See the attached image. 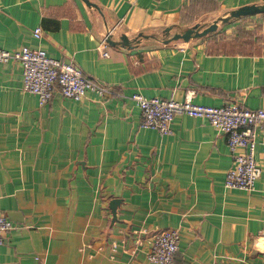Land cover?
<instances>
[{"label":"crops","instance_id":"0c3cea01","mask_svg":"<svg viewBox=\"0 0 264 264\" xmlns=\"http://www.w3.org/2000/svg\"><path fill=\"white\" fill-rule=\"evenodd\" d=\"M90 2L95 5L0 0L1 48H42L115 91L89 90L76 100L56 87L41 104L23 90L19 61L0 64V212L13 224L0 264H156L146 253L167 228L180 231L173 264H264L261 127L255 188H229L233 156L226 134L204 118L176 114L171 133L162 135L140 125L142 111L128 97L140 92L183 101L194 90L196 103L264 107V48L232 50L222 43L239 21L264 12L212 35L165 42L264 0ZM109 32L131 45L110 44Z\"/></svg>","mask_w":264,"mask_h":264},{"label":"built area","instance_id":"2783aa9c","mask_svg":"<svg viewBox=\"0 0 264 264\" xmlns=\"http://www.w3.org/2000/svg\"><path fill=\"white\" fill-rule=\"evenodd\" d=\"M33 33L40 38L43 34L42 26H37ZM102 45L103 48L107 46L106 40L102 41ZM107 55L108 52L104 50L103 56ZM11 60L22 64L23 90L37 94L41 104L52 98L56 87L64 97L76 100L85 98L89 90L100 96L115 93L106 84L88 77L75 62L51 57L42 48L25 46L11 51L0 47V64ZM193 96L194 90L189 91L183 101L157 96L147 97L140 92H134L128 97L134 100L142 111L140 125L155 128L162 135L171 133V123L176 114L208 120L216 130L226 134L233 156V165L225 180L226 186L253 190L262 172V165L256 158V147L257 126H260L264 152V107L248 108L236 101L220 106L201 104L194 102ZM12 227L10 218L0 212V249ZM179 237L178 228H167L156 233L147 250V259L156 264H173L179 249Z\"/></svg>","mask_w":264,"mask_h":264},{"label":"water","instance_id":"95a60500","mask_svg":"<svg viewBox=\"0 0 264 264\" xmlns=\"http://www.w3.org/2000/svg\"><path fill=\"white\" fill-rule=\"evenodd\" d=\"M88 4L95 5L93 2H90V0H85ZM264 12V5H258V4H250V5H244L241 6L235 10H232L228 16L226 17H220L218 19H215L213 22H211L208 25L202 26L200 24H194L193 26L186 27L178 32H175L171 37L166 38L165 42L168 43L172 40H178L183 39L185 41H189L192 38H200L203 37L213 31H216L219 27V20H221L222 23L230 22L236 18H239L241 16L255 14V13H262ZM170 29V28H168ZM167 29V30H168ZM107 41L112 45H122V46H130L131 40L125 36L121 35L119 40H113L112 34L109 32L107 36ZM116 200H113L111 202V208L113 209V212L115 213V206L114 202Z\"/></svg>","mask_w":264,"mask_h":264},{"label":"rangeland","instance_id":"374dc122","mask_svg":"<svg viewBox=\"0 0 264 264\" xmlns=\"http://www.w3.org/2000/svg\"><path fill=\"white\" fill-rule=\"evenodd\" d=\"M226 16H228V14H226L224 16H223V14L218 15L216 17L212 16L209 20H207L203 23H198V24L205 26V25H208L211 22H213L214 19H218L220 17H226ZM205 18H207V17H205ZM219 26H220V28L226 27L221 22V20H219ZM226 28H229V27H226ZM229 31H230V29H229ZM230 32H232L234 34L233 35V34L229 33V35L232 37L231 40H232V42H234V44L246 42L247 40H250V41L255 42L259 48H264V15H259V16L253 17V19L250 18L247 21L241 20L236 25L235 29L230 31ZM222 38H225L224 35L222 36Z\"/></svg>","mask_w":264,"mask_h":264},{"label":"trees","instance_id":"16d2710c","mask_svg":"<svg viewBox=\"0 0 264 264\" xmlns=\"http://www.w3.org/2000/svg\"><path fill=\"white\" fill-rule=\"evenodd\" d=\"M241 18H243V16H241L239 18H236V19H234V20H232L230 22L223 23V24H224V26H228V25H231L234 21L239 20ZM215 32L216 31H213V32H211V33H209L207 35H212ZM222 43H224V45H225L224 47H227V48L232 49V50L239 49V50L247 51L249 49L259 48L255 42L250 41V40H247L246 42L236 43V44H234V42H232V40H229V41H225L224 40V41H222Z\"/></svg>","mask_w":264,"mask_h":264}]
</instances>
